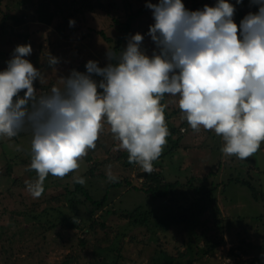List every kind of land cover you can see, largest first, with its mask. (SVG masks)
Segmentation results:
<instances>
[{"label":"rangeland","instance_id":"obj_1","mask_svg":"<svg viewBox=\"0 0 264 264\" xmlns=\"http://www.w3.org/2000/svg\"><path fill=\"white\" fill-rule=\"evenodd\" d=\"M88 1L95 7L91 11H86L82 0H0V71L6 68L5 62L17 45L31 44L33 54L27 59L44 76L34 82L39 96L52 86L62 87L58 78L72 69L85 72L89 60L106 66V52L112 44L105 43L99 32L115 40L112 19L122 22L135 0ZM97 2L107 8L106 12L97 9ZM182 2L191 3L190 10L196 11L205 4L214 6L216 0ZM228 2L235 4V0ZM48 9L55 18L49 25L38 22L39 13L43 16ZM249 11H258L249 7V0L237 5L235 22L239 24ZM69 20L75 21L74 27H69ZM148 21L145 15L136 28L144 36L142 47L147 54L154 49L146 35ZM49 53L60 60L56 72L47 66ZM173 99L178 98L166 94L162 103L168 105ZM172 106L178 107L176 103ZM176 111V117L166 119L174 133L153 164L155 173L179 183L168 201H153L142 192L150 183L142 177L146 173L136 164L125 167L128 154L118 150L107 125L96 149L81 160L78 171L63 179L49 175L38 199H33L25 186L26 180L35 181L37 175L27 168L31 136L0 140V264H94L114 260L118 264H152L157 251L173 257L172 264H264V142L247 160L224 157L221 137L211 131L193 132L179 108ZM17 147L22 150L17 151ZM109 174L122 182L120 188L109 187ZM73 175L85 179L82 187L93 200L106 195L102 210L73 192ZM191 187L213 189L214 197L193 229L170 222L177 213L189 216L198 211L200 195ZM76 218L78 228L74 230L62 222ZM143 218L146 222L140 223ZM211 244H217L214 252L206 249Z\"/></svg>","mask_w":264,"mask_h":264},{"label":"clouds","instance_id":"obj_2","mask_svg":"<svg viewBox=\"0 0 264 264\" xmlns=\"http://www.w3.org/2000/svg\"><path fill=\"white\" fill-rule=\"evenodd\" d=\"M243 2L216 0L190 11L182 0H149L151 55L137 33L123 50L106 52V66L89 60L85 72L72 69L58 78L62 87L39 96L34 82L44 76L27 59L31 44L17 45L0 71V140L30 134L27 168L37 174L25 181L31 197L42 196L49 175L63 179L77 172L106 125L128 163L153 172L170 135L166 94L178 98L170 102L193 132L222 138L224 157L243 161L257 153L264 142V0H249L258 11L237 24L236 6ZM59 63L49 53L47 66L56 72ZM72 179L85 184L80 176Z\"/></svg>","mask_w":264,"mask_h":264},{"label":"trees","instance_id":"obj_3","mask_svg":"<svg viewBox=\"0 0 264 264\" xmlns=\"http://www.w3.org/2000/svg\"><path fill=\"white\" fill-rule=\"evenodd\" d=\"M83 1L86 3V5L88 7L86 9V11H91V10H93V8H95L94 6H92L90 4V2L88 0H82V2ZM139 1H141V0H135L134 1L135 7H133L134 6V4H133L131 9L127 13V16L124 18V20L122 22L117 18L112 19L113 20L112 24L114 25L115 30H116V39L115 40L106 37L103 32H99L100 37L104 40L105 43H108L109 46H110V44H112V46L109 47V50H114L117 52L123 50L125 48V44L127 43V39L130 36L135 35V33H137V29H136L137 23L145 15L149 17V21H148L149 26L154 23V21L152 19L151 11L146 8V3L149 2V0H142L141 6L138 5ZM150 2L157 3V0H150ZM97 4H99V5H97ZM184 4L188 10H190L193 6L191 3H187V2H184ZM96 5H97L98 10H104L106 12L107 8L105 9L104 8L105 6L101 5L99 2H97ZM107 7L110 8V6H107ZM195 7L198 8L199 6L195 5ZM113 8H114V6L112 5L111 9H113ZM41 10H42V6H40V8L38 9V12H40ZM45 10H47V9H45ZM198 10H202V9L199 8ZM45 12H46V14L43 16L39 13L38 22L49 25L51 23L52 18H55V14L51 13L50 9H48V11H45ZM151 52H152V50H150V52H148V55H151ZM170 101L171 100L168 101V107L170 109H168V112L165 111L166 119H167V117L168 118L176 117L177 114H179L176 111V108H178V107L173 109L172 103ZM169 132L171 135L172 133H174V129H170ZM28 135H30V134L22 132L19 136L15 137V139H21L23 137H27ZM170 135L168 137L169 139H170ZM174 148L175 147L172 146L171 151H170L171 154L173 153ZM121 156H124V155H121ZM125 158H127V157H125ZM153 164H154V162H153ZM132 165L133 164L126 163L125 167H130ZM155 166L159 167L158 164H155ZM92 172L93 171H90L89 174L92 175ZM100 177L104 178V176H100ZM142 177L145 178V180H149V182H150V183H148L149 184L148 187L144 188V190L142 192L145 194H148L153 201L161 200V199L164 201L171 200L172 194H174L179 189L178 181L171 182L170 180H166V177H164V175L160 172L155 173V171H153L151 173H146V175L142 176ZM124 182L127 185H130V183H128L127 181H124ZM121 184H122V182L118 180V181L110 183L109 187L120 188ZM190 190H193L194 194L200 195V196H198L199 197L198 201L201 202V204L197 207L198 211L194 214L189 215V216H184L180 213H177L176 215H174V217L170 218L171 219L170 222H172L173 224H176V223L180 224L181 223V224L187 226V228L190 227L193 229L196 227L197 218L202 214V212L204 210H206V208L210 204L213 203L214 197H213V189H206L204 187H198V188L197 187L196 188L191 187ZM73 192L80 193L86 201H88L91 204H93L94 206H96V209L102 210L104 208V205L107 202L106 195L99 201L93 200L89 196L87 190L84 189L82 187V185L74 183V181H73ZM178 214L181 216H179ZM135 216H136V213H133L131 215V217H133V219H135ZM146 218H143V221H140V223L141 222L145 223ZM168 218L166 220H164L163 223L167 222V220H169ZM65 220H67V219H64L62 221L65 227L69 228L70 230H74V229L78 228V225H76V223H75L78 220L77 218L72 220L71 222H66V224H65ZM82 243L83 242L81 241V245L83 246L84 244H82ZM216 246H217V244L216 245H212V244L207 245L206 249L209 252H214ZM157 252H158V256L154 258L152 264H172L174 262L173 257H171V256H169L166 253L161 252V251H157ZM63 264H67V263L64 262ZM94 264H118V263H117V261L114 260L113 263H106V262L103 263V262H97L96 261Z\"/></svg>","mask_w":264,"mask_h":264},{"label":"water","instance_id":"obj_4","mask_svg":"<svg viewBox=\"0 0 264 264\" xmlns=\"http://www.w3.org/2000/svg\"><path fill=\"white\" fill-rule=\"evenodd\" d=\"M144 175V174H143Z\"/></svg>","mask_w":264,"mask_h":264}]
</instances>
